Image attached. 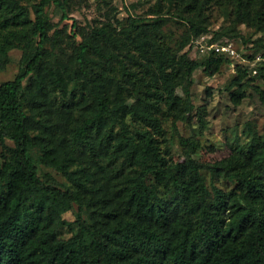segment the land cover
<instances>
[{
	"label": "trees",
	"instance_id": "trees-1",
	"mask_svg": "<svg viewBox=\"0 0 264 264\" xmlns=\"http://www.w3.org/2000/svg\"><path fill=\"white\" fill-rule=\"evenodd\" d=\"M169 1L188 30L178 58L142 29L129 39L106 29L88 35L73 23L80 41L63 46L46 12L54 5L66 19L63 0H0V70L12 49L21 50L16 75L0 84V144H13L0 153V264H264V140L218 150L180 136L186 160L171 163L154 138L166 119L177 131L193 110L198 63L181 49L206 31L205 10L223 8L229 28L246 23L264 33V0ZM129 26L145 28L136 18ZM159 26L156 19L151 28ZM223 35L216 31L204 44ZM257 50L241 55L251 59ZM202 58L209 76L230 62L214 48ZM248 72L236 66V105ZM177 78L184 108L173 95ZM252 78L264 79V66ZM255 91L264 103V91ZM77 103L84 106L76 110ZM39 164L58 169L69 185ZM206 169L234 187L209 190ZM72 205L78 229L63 239L58 230Z\"/></svg>",
	"mask_w": 264,
	"mask_h": 264
},
{
	"label": "rangeland",
	"instance_id": "rangeland-1",
	"mask_svg": "<svg viewBox=\"0 0 264 264\" xmlns=\"http://www.w3.org/2000/svg\"><path fill=\"white\" fill-rule=\"evenodd\" d=\"M63 2L67 14L66 19L61 18V9L54 5H50L46 10L52 28L50 33L58 30L63 46H73L74 41H80L79 35H73L76 28L72 26L73 23L88 35L92 34L93 31L106 29L118 38L128 34L129 39L137 35L142 29L155 43H162L167 46L171 55H176V58L179 57L180 43L187 37V25L173 15L175 8L169 0H63ZM205 14L206 31L200 34L197 39L198 43L195 45L186 43L181 49L182 52H187L198 63L190 87V100L193 104V110L189 113L187 121L176 123L177 131L173 129L171 119L168 118L162 123L161 133L154 136L158 141L160 157L171 163L186 160V147L180 142V136L192 138L199 141L204 147H212L218 150L232 147V149L242 151L251 144L254 136L264 140V103L261 102L258 93L255 91V87L264 91V79H253L251 72H248L241 81L244 85L245 96L236 105L231 101L230 94L236 89L231 82L236 74V66L247 68V63H242L243 61L236 57L230 58V62L223 63L219 71L212 76L207 75L201 65L204 55V48L201 45H204L203 40L211 38L214 32H224V35L219 37L216 42H231L239 54H252L258 47L255 54L262 58H264V33L261 29L253 28L246 23L238 24L235 28H229L233 26L232 17L223 8L208 7ZM30 16L33 17V14ZM130 18L140 20L145 28L128 27ZM156 19L160 25L158 32H154L151 28ZM97 41L102 45V42H106V38L100 37ZM133 46H138V41H133L131 47ZM144 48L153 55L155 51L153 46L146 45ZM135 53H137L136 50ZM20 58V49H12L9 52V59L3 69L0 70V84L14 78L20 67ZM257 66L259 67V65ZM152 68L153 71L156 70L155 65ZM167 71L170 69L168 68ZM174 84L173 95L182 107L186 97L181 86V79L177 78ZM111 92L113 96L116 93L114 89ZM78 101L79 98L74 99V102ZM82 106L84 105L77 103L74 108L80 110ZM202 108L203 114L199 116V109ZM164 111H167L165 107ZM125 122L132 128L129 114ZM6 145L13 146L10 141L0 144V153L5 150L4 146ZM192 157L199 159L201 153L197 151ZM38 166L41 171L51 173L63 185H69L67 178L58 169L42 164ZM201 172L205 176V183L209 190H211L212 185L223 191L234 187V183L228 179L221 176H211L208 169ZM157 187L160 195L167 197L164 195L165 191L161 184L157 183ZM77 212L78 207L72 205V208L63 215V224L58 230L60 238L67 239L77 231Z\"/></svg>",
	"mask_w": 264,
	"mask_h": 264
},
{
	"label": "built area",
	"instance_id": "built-area-1",
	"mask_svg": "<svg viewBox=\"0 0 264 264\" xmlns=\"http://www.w3.org/2000/svg\"><path fill=\"white\" fill-rule=\"evenodd\" d=\"M198 39V38H197ZM193 40L191 42L192 45H195L196 43H198V40ZM205 41V40H203ZM205 51L206 49H211L214 48L215 51L219 52V53H223L224 55H226L229 59L230 58H234L236 57L238 60L243 61L242 63H247V68L249 70V72H251L252 75L257 74L258 72V66H264V58H262L260 55L255 54L253 58L248 59V58H243L241 53L239 54L237 52V50L233 47V45L231 44V42H215L212 43L208 46L201 45Z\"/></svg>",
	"mask_w": 264,
	"mask_h": 264
}]
</instances>
